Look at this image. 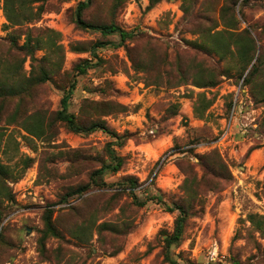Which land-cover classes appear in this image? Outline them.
Masks as SVG:
<instances>
[{"label":"rangeland","instance_id":"1","mask_svg":"<svg viewBox=\"0 0 264 264\" xmlns=\"http://www.w3.org/2000/svg\"><path fill=\"white\" fill-rule=\"evenodd\" d=\"M0 2V68L13 66L17 70L15 78L29 75V58L13 46V40L20 46L29 34L35 41L50 40L59 45L62 60L54 68H60L59 74H66L64 80L56 75L53 82L32 87L19 98L7 99L0 112V161L10 167L16 165L15 173L21 169L25 156L32 158L21 178L7 181L15 201L0 199V264H57V251L58 256L63 252L59 257L69 259L71 264H171L164 260L161 238L171 231L176 212L167 211L164 205L148 201L137 206L124 193L111 212L100 211L93 222H88L89 215L84 217L75 208L83 197L100 196L101 190L67 202L59 200L69 187L86 180L91 169L106 161L104 146L111 140L108 134L74 133L57 123L55 136L43 141L20 127L16 109L31 112L40 108L53 113L63 94L60 86L73 78L76 82L69 111L78 120L103 119L113 131L129 133L124 145L115 148L124 164L116 173L103 174L107 183L131 175L141 184L136 190L139 199L157 193L170 202L181 195L185 175L180 163L189 161L196 165V155L217 148L228 164L230 182L201 196L198 213L187 220L180 243L171 251L179 264H227L232 254L242 264H264V237L253 232L245 220L250 212L264 214V126H260L263 134L256 132L258 122L262 124L264 120V104L256 103L252 97V108L247 109L253 111L250 117L254 120L247 135L234 129L229 140L217 141L230 110L233 89L242 78L232 50L223 57L210 51L217 43L227 45L231 36L218 12L224 0H197L187 14L183 11L184 0H161L151 9H147L148 0H126L115 16L109 13L107 0H96L85 12L87 20L114 18L123 29L155 39L154 46L139 38L128 39L119 46V37L113 34L106 37L111 44L97 48L96 56L90 53V45L101 40L100 33L79 29L72 21L78 0H28L36 13L42 8L40 14L14 26L9 25L3 0ZM233 13L238 30L247 29L255 39L252 62L259 55L264 57V0H246L244 4L238 0ZM214 26L223 33L214 37L212 33H202ZM201 44L210 50L196 48ZM132 47L136 49L134 55L142 54L145 62L153 59L149 72L132 68L127 53ZM45 53L46 49L41 48L36 57ZM83 59L93 66L74 77L73 66ZM97 59H101L100 65H94ZM209 70L223 72L213 87L192 84L191 79ZM198 93L211 101L202 117L193 111ZM119 105L125 108L121 110ZM11 116H15L14 122H10ZM246 118L247 112L242 120L249 123ZM194 170L201 175L198 166ZM149 182L147 191L144 187ZM48 205L54 209L57 228L71 242L49 237L46 247L51 260H43L37 250V238ZM103 221L116 223L117 232H98L97 225ZM82 223L92 227L81 226ZM84 227L82 239L67 234V229ZM235 233L237 238L233 239Z\"/></svg>","mask_w":264,"mask_h":264},{"label":"trees","instance_id":"2","mask_svg":"<svg viewBox=\"0 0 264 264\" xmlns=\"http://www.w3.org/2000/svg\"><path fill=\"white\" fill-rule=\"evenodd\" d=\"M28 0H3V9L6 19L10 26L20 25L29 21H32L38 16L42 10L40 8L38 12L33 11L31 6L27 4ZM68 1V0H60ZM96 0H78L77 5L72 11V21L75 26L82 30L96 31L102 36L101 40H97L90 45V53L96 56V49L107 46L111 44V41L106 37L117 34L119 37L118 45H122L126 40L136 38L146 39L149 45L154 46L155 39L151 36L143 34L138 31H127L120 27L114 20L110 18L109 20H103L98 17L95 19L87 20L85 18L86 10L92 8ZM109 13L113 16L116 15L118 9L124 4L126 0H107ZM161 0H148L147 9H151L156 3ZM184 12L185 14L190 13L191 4L197 3V0H184ZM246 0H243V4ZM238 0H224L223 4L220 6L218 12L220 13L221 20L224 22V27H227L231 36L225 44H216L211 50L206 45L201 44L196 48H201L202 50H210L219 56H225L228 50L234 52L236 57V63L239 70V77H242L243 84L247 87L249 96L254 97L256 103L264 104V72L259 78V73L264 70V57H257L254 59L255 53V39L249 34L247 29L238 30L237 19L233 13V9L237 4ZM217 26L212 29H207L202 31L210 35L212 33L213 37L221 35L224 30H216ZM13 46L16 50L24 53V57L29 58L30 71L28 76H23V78H15L17 70L13 66H3L0 68V112L3 109V104L7 99L19 98L20 95L25 94L26 91L31 90L32 87H40L48 81L54 80V76L57 75L59 80H64L66 74H59L54 68L58 62L61 63V48L56 45L53 41L48 40L47 43L42 42L39 39L36 41L27 34L24 42L17 46L15 40H13ZM46 44V45H44ZM41 48L46 49V53L42 55L41 58L36 57V51ZM153 49V48H152ZM135 48L128 49V56L131 61L132 68L136 71H141L142 73L149 72V66L152 64L153 59L149 58L147 62L143 60V55H134ZM232 52L230 51V54ZM233 54V53H232ZM150 55V52L147 56ZM53 56H58V60L54 59ZM0 56V65L2 66ZM25 59V58H24ZM102 63L101 59H97L94 65H100ZM93 66L87 59H83L73 66V76L85 73L86 70ZM21 67V64H20ZM180 72V70H179ZM223 73V72H222ZM213 70H209L205 74L198 75L197 78L191 79V82L196 87H213L217 82V77L222 74ZM146 80V79H145ZM187 81V80H184ZM75 78L71 81L67 80L64 82L62 89V97L59 102V107L53 113H47L44 109H36L31 112L22 109H16L15 113L20 116L19 125L26 131L30 136L43 141L51 140L56 134V124L59 123L64 126L65 129L74 133L89 134L94 131H102L108 134L111 138L110 141L105 143L104 151L106 155V161H104L100 167L93 168L88 172L87 179L69 187L61 197L60 202H67L72 197H81L86 193L93 190H101L100 196L98 194L88 195L81 199L78 209L79 213L84 217H88V222H93L96 219V215L111 212L117 205L121 196L125 193L131 196L132 203L137 206H143L148 201H153L164 205L165 209L169 212H176L173 227L171 231L164 233L166 236L162 239V252L163 257L166 262L171 264H179L172 257V249L176 247L183 236L184 228L187 220L198 213L197 207L202 205L201 196L208 191L218 190L225 183L228 184L232 178L231 171L229 169L226 161L221 157L219 150L217 148L210 149L200 155H196L198 158L197 164L192 165L189 161L180 163L179 168L184 173V179L180 185L181 195L176 200L165 201L164 198L155 193H149L145 199H139L136 195V190L141 187L138 180L131 176H123L117 181L107 183L103 179V174L106 171L112 173L118 172L123 164L124 160L117 153L115 148L124 145L125 140L128 138L129 133L125 132L119 134L112 129H110L103 119L80 121L76 116L69 111V99L75 88ZM253 101V100H252ZM210 100L206 99L203 93H198L196 102L193 108L195 116L202 117L206 108L210 104ZM231 104V103H230ZM109 106L108 104H106ZM19 106V105H18ZM120 109L123 110L125 107L119 105ZM231 106H229L230 108ZM109 109V107H107ZM110 110V109H109ZM110 113L106 112L100 115H106ZM15 121V116H11V121ZM260 126H264L263 123H259L256 128V132L261 135L263 134ZM81 157H79L80 159ZM32 163V158L25 156L24 162L21 169L18 172L13 171V167L9 164L2 163L0 161V199L6 200L8 203H13L15 201L14 194L12 193L11 187L8 185V180H17L23 176L26 168H28ZM198 166L201 175L194 170ZM145 185V189L149 190V185ZM108 189L110 192H104L103 190ZM104 194V196H103ZM92 207V208H91ZM122 207V206H121ZM72 210L73 207H70ZM91 209V210H90ZM200 209V208H199ZM83 211V212H82ZM124 211V206H123ZM54 209L50 206H46L42 214L43 228L39 231L40 236L37 238V250L43 260H51L48 256V250L46 247V239L49 237L60 238L66 243H70L71 240L66 239L61 231L57 228L55 224V219L53 218ZM246 221L249 222V226L253 232L258 233L261 237H264V214H259L256 212H250L246 215ZM1 223V216H0ZM81 226L92 227L89 223H82ZM80 226V227H81ZM117 224L103 221L97 225V230H107L112 232H117ZM67 234L71 238L82 239L85 235V227L83 229H67ZM236 234L233 239H236ZM74 246V244H73ZM63 253V252H62ZM61 253V254H62ZM58 254V251H57ZM55 255L57 259H54L57 264H71L69 259H63ZM198 264V263H189ZM207 264H221L219 262H209ZM227 264H242L240 259L236 255H230Z\"/></svg>","mask_w":264,"mask_h":264},{"label":"built area","instance_id":"3","mask_svg":"<svg viewBox=\"0 0 264 264\" xmlns=\"http://www.w3.org/2000/svg\"><path fill=\"white\" fill-rule=\"evenodd\" d=\"M2 13L1 2H0V15ZM247 107L252 108V101L249 96L247 87L243 84V79H240L237 85L233 89V96L231 100V107L228 115L224 119L223 127L220 133L217 135V141H226L231 138L233 131L235 129L241 133L242 136L247 135L251 130H249V124L254 120L250 117L253 111H248ZM247 112L248 122L242 120ZM253 126V124H252ZM9 218V217H8Z\"/></svg>","mask_w":264,"mask_h":264},{"label":"crops","instance_id":"4","mask_svg":"<svg viewBox=\"0 0 264 264\" xmlns=\"http://www.w3.org/2000/svg\"><path fill=\"white\" fill-rule=\"evenodd\" d=\"M234 127H235V129H236V127H237V126H236V124H235V126H234Z\"/></svg>","mask_w":264,"mask_h":264}]
</instances>
